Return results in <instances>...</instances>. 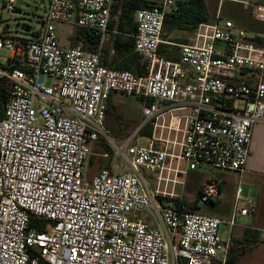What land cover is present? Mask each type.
<instances>
[{"label": "built area", "instance_id": "obj_1", "mask_svg": "<svg viewBox=\"0 0 264 264\" xmlns=\"http://www.w3.org/2000/svg\"><path fill=\"white\" fill-rule=\"evenodd\" d=\"M125 1L47 0L39 28L14 36L2 14L19 10L0 0L7 54L0 64V264H224L220 224L231 229L237 215L254 211L246 200L224 221L180 201L188 172L243 171L251 128L264 123V37L217 11L177 45V59H165L158 53L164 16L193 0H146L134 12L132 36L140 74L109 69L101 46ZM213 1L264 23V4ZM55 24L90 32L94 51L62 46ZM111 94L143 102L141 123L121 140L105 126ZM144 128L147 137L139 135ZM99 141L110 149L99 157L114 166L120 160L121 170L103 167L88 178ZM220 185L215 178L203 184L197 202H211ZM151 210L152 225L135 221ZM258 233L264 239V229Z\"/></svg>", "mask_w": 264, "mask_h": 264}, {"label": "crops", "instance_id": "obj_2", "mask_svg": "<svg viewBox=\"0 0 264 264\" xmlns=\"http://www.w3.org/2000/svg\"><path fill=\"white\" fill-rule=\"evenodd\" d=\"M252 1L264 4V0ZM122 4L119 5V7L111 14V19L108 24L109 32L106 36V40L101 46L100 63L109 69L117 71H130L135 74H140L136 54L132 47V36L136 31L134 13L130 20L123 19L120 11ZM249 17L251 18L250 15ZM257 23L264 26V23L262 22L257 21ZM56 25L57 24H55V26ZM67 27L68 29L66 32L58 30L55 27L57 39L62 46H79L85 51H94V45L90 44V32L82 29L78 30L75 26ZM252 29L253 31L251 33L257 35L260 41L261 38L264 37V28L254 26ZM94 41L96 43V39H94ZM116 95L117 94H111L106 103V128H109L107 127V117H109V112L107 110L114 108V99ZM109 130L112 132L110 128ZM99 145L102 147L104 144L99 141L91 145V151L93 154L94 150H99L96 152L98 153V156L105 152L100 150ZM96 161L90 159L88 160L86 166H89L91 170L89 175L85 174L86 177L90 178L92 173L95 174L103 167L110 171L117 172L121 170L120 160L118 162L116 161V166L111 165L110 160H103L100 158V160ZM95 163L97 167L96 171L93 170ZM210 176L211 179L215 178L221 181L218 196L208 203L210 208L200 209L197 206H193L189 209L224 221L230 219L234 206L241 207L243 202L246 200L251 201V205L254 209L253 212H249L246 216H236V220L239 217H244L247 218V221H244L242 224L236 223V225L231 229L228 227L230 238L228 243H226L228 245V249L224 264H229L232 261L237 262L238 259L236 256L240 254L243 256L247 249L254 247L253 249L257 250L259 248L258 245L261 244L264 246V239H262L258 233L259 229H264V123L254 124L251 128V139L248 146V154L241 173L211 170ZM262 257L264 258V255Z\"/></svg>", "mask_w": 264, "mask_h": 264}, {"label": "rangeland", "instance_id": "obj_3", "mask_svg": "<svg viewBox=\"0 0 264 264\" xmlns=\"http://www.w3.org/2000/svg\"><path fill=\"white\" fill-rule=\"evenodd\" d=\"M47 5V0H14V7L19 10V12L12 14L10 12H4L2 17L7 21L8 27L12 35L25 34V31H36L40 25V19L45 11ZM207 11L209 13V17L213 19L217 11L220 12L222 18L231 19L234 21L235 25L245 30L247 33H251L253 31L254 26L263 27V25L255 22L253 19L249 17V13L243 11L238 5L223 3L219 8L217 4L213 0H207ZM33 15V18L31 17ZM58 30L66 32L68 27L66 25L57 24L55 26ZM76 32V31H75ZM29 33V32H28ZM170 36L172 38H180L189 40L191 34L187 32L181 31H173ZM165 39V38H163ZM177 47L175 44H171L170 47L162 48V51L166 54H174L176 53ZM7 54L4 51H0V64L5 61ZM45 84H51L50 78L45 79ZM143 102L129 97H123L121 95H116L114 99V108L109 110V117H107V127L112 130V134L114 139H124L125 137H130L131 134L137 129L139 124L142 121L141 117V106ZM108 128V129H109ZM140 145L145 144V139L139 138ZM100 150L106 151L110 153V149L106 145H99ZM99 150H94V154L90 157V160H100L98 156ZM119 160H117L118 162ZM97 162V161H96ZM91 168L86 166L85 174H90ZM93 170H97L96 163L93 167ZM93 172V171H92ZM94 173H92L93 175ZM211 170L209 169H199L192 172H188L185 177V186L182 192V199L185 208L189 209L193 206H197L200 209L210 208L208 203H198L197 196L199 189L203 184L208 182L211 179ZM91 175V176H92ZM146 178L149 177L148 174L144 173ZM152 189L153 187L149 185ZM180 193V188L176 190ZM155 214L154 211L151 210L149 212L143 211L138 214L137 219L135 221H140L147 225H152L153 218ZM244 221H247V218L239 217L236 220V223L242 224ZM218 234L223 243H228L230 238V234L228 232V225L225 223H221L218 228ZM232 236V235H231ZM258 249H253L251 247L246 250L243 256L237 255L238 261H232L229 264H264V246L261 244L258 245ZM245 250V249H244ZM243 252V253H244ZM222 259V254L219 253L217 255L216 261L219 262ZM218 264V263H213Z\"/></svg>", "mask_w": 264, "mask_h": 264}, {"label": "trees", "instance_id": "obj_4", "mask_svg": "<svg viewBox=\"0 0 264 264\" xmlns=\"http://www.w3.org/2000/svg\"><path fill=\"white\" fill-rule=\"evenodd\" d=\"M146 0H128L121 7V16L125 20H130L133 13L139 9L146 7ZM209 13L207 11V0H193L191 2L181 3L178 9L173 13H167L164 16L163 28H162V43L159 45L158 53L165 59H177V50L174 54H166L162 48L170 47L171 44L177 45L187 43V39L172 38L170 34L173 31H181L192 33L196 26L201 22L210 21ZM78 30H81L78 28ZM90 34V33H89ZM90 44L94 45L95 41L90 34ZM165 38V39H163ZM178 49V48H177ZM137 58V56H136ZM2 82H0V116L2 114L3 106L5 104V95L2 88ZM109 112V110H107ZM149 134L146 128L139 131L141 137H147ZM180 204L184 206L183 201Z\"/></svg>", "mask_w": 264, "mask_h": 264}]
</instances>
